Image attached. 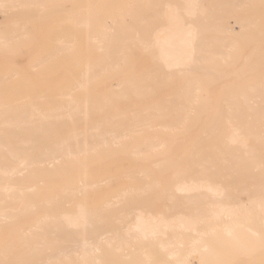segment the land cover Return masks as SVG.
<instances>
[{
	"label": "bare ground",
	"instance_id": "1",
	"mask_svg": "<svg viewBox=\"0 0 264 264\" xmlns=\"http://www.w3.org/2000/svg\"><path fill=\"white\" fill-rule=\"evenodd\" d=\"M0 19V264H264V0H0ZM149 81L172 91L137 103Z\"/></svg>",
	"mask_w": 264,
	"mask_h": 264
},
{
	"label": "rangeland",
	"instance_id": "2",
	"mask_svg": "<svg viewBox=\"0 0 264 264\" xmlns=\"http://www.w3.org/2000/svg\"><path fill=\"white\" fill-rule=\"evenodd\" d=\"M258 2V5H262L261 2ZM64 7L67 8L68 12L70 10V8H72L73 6L76 5V3H72V2H64L63 3ZM69 5V6H68ZM3 21L2 19H0V22ZM130 23H132V19L129 18L128 20ZM231 24H233V27L236 28V32H240L241 29L239 28L240 26L236 25L235 24V20L233 19ZM131 56L132 57H135L134 59H136L135 61L136 62H140V63H137L139 67H141L140 71L137 72V73H133V76H143V77H146V76H152L154 75L153 72H152V68H154L155 70H157V67H156V64L151 61V58L150 56H147L145 54H142L140 53L137 49L135 48H132L131 50ZM138 57H142V58H138ZM126 70L125 69H122L120 72H125ZM122 74V73H121ZM162 72L161 71H158V75L157 76H161ZM69 76V74H67ZM74 76H77L79 77L80 76V72H76L73 74ZM187 78V77H186ZM146 86H151L150 89L146 88L143 92L145 94H153L154 98L153 99H144L142 101H139V100H136L137 103H151L153 102L155 99H156V95L161 93L163 95H167L169 94L171 91H172V85L169 86L167 85V87L164 89V90H160V91H155L154 90V86H155V83H153L152 81H149L147 83H145ZM179 85V84H178ZM177 85V86H178ZM125 109V107H124ZM118 119L120 120V122H128V119H130L129 117H126L124 116L123 114L121 116H118ZM152 125L154 126V129H152V131L154 132V135H160L161 138L163 140H165V132L166 131H163L162 133H157V131L161 130L162 129V126H164V124L166 125H172L176 122V118L174 117L173 114L169 113V114H165L163 116H155L154 117V120L152 121ZM192 123L195 124V127L193 128H199L197 131L194 130L193 132V135L196 136V138L200 139V142H203L206 140V137L208 136V134H203L201 135L202 132H200V127H198V125H201L203 123V119L202 118H194L192 120ZM130 126H137L135 125V123L133 122H130L129 123ZM259 125H262V126H259ZM258 125L257 128H252L251 130H253L254 132H257L259 133V135L263 134L264 136V122H260ZM163 130V129H162ZM134 133V132H133ZM203 137L205 138V140H203ZM253 142H255V137H253ZM186 145V144H185ZM173 151H179L177 153H174ZM195 150L192 151V149L190 150V153L189 152H186L184 149H180V150H172L173 153H165L162 157V159L164 160V164L166 165L167 164V158H170V156H174V155H177L179 157L178 160L176 161H171L170 163L172 162H177L180 166V168H182L183 166L186 167V165H188L187 163H189V161H191L194 157V152ZM261 158L263 157L264 158V153L260 155ZM183 169V168H182ZM242 174H245V172H241ZM235 174H233L234 176ZM241 177V176H240ZM257 180H254L252 179L251 182H256ZM93 197V196H91ZM241 198L244 200V201H247L248 198L246 195H241ZM97 198H87V202L89 204L90 207L92 206H98V205H94L95 203V200ZM133 199H136V198H133ZM146 200V203H144V207L143 210L145 212H148V213H152V214H164L165 216L167 217H170L169 220L171 219H174V217L180 215V214H183V215H186L187 217H191V216H196V217H201L202 215V212L203 210L205 209V206L206 204L202 201H199L200 198H189L191 200V202H188V201H185L183 198H144ZM234 200V198H233ZM116 204H118L117 201H115ZM138 205L136 202H134V205H132V209H128L126 208L125 212H132L135 208H137ZM141 207V206H140ZM195 211H199V213H195ZM123 211L121 209L118 208V205L114 206V210H113V213L115 216H119L121 215ZM260 231L263 232L264 231V226H260L259 227ZM51 232L54 231V230H50ZM28 248V246H25ZM14 254H11V253H5V258H6V262L7 263H13L14 261V258H13V255H18V253H21V252H13ZM196 261L194 260V264H199L201 262V257H197L195 258ZM233 261H237V259H233ZM261 261H264V260H261ZM239 262L242 263V262H245V259H239ZM34 262H32L31 264H33ZM264 263V262H263ZM42 264V263H40Z\"/></svg>",
	"mask_w": 264,
	"mask_h": 264
}]
</instances>
